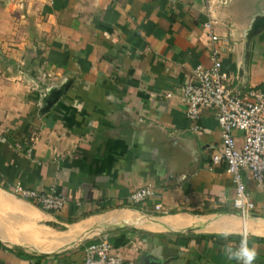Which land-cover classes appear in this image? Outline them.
Masks as SVG:
<instances>
[{
	"label": "crops",
	"instance_id": "crops-1",
	"mask_svg": "<svg viewBox=\"0 0 264 264\" xmlns=\"http://www.w3.org/2000/svg\"><path fill=\"white\" fill-rule=\"evenodd\" d=\"M222 1L0 0V264H82L102 234L125 264H239L245 235L264 264V193L245 177L256 208L234 207L216 112L194 122L182 100L211 18L233 86L264 84V0ZM18 183L69 203L44 210Z\"/></svg>",
	"mask_w": 264,
	"mask_h": 264
},
{
	"label": "built area",
	"instance_id": "built-area-1",
	"mask_svg": "<svg viewBox=\"0 0 264 264\" xmlns=\"http://www.w3.org/2000/svg\"><path fill=\"white\" fill-rule=\"evenodd\" d=\"M227 4V0L222 1ZM211 18L205 23L209 29L212 40L210 52L211 64L198 65L186 78L182 91V100L185 104L187 117L197 122L203 112L212 109L216 112L220 127L221 142L211 153L214 165H225L227 172L236 185L234 207L243 215H248L256 208V204L247 190L245 177L252 179L264 193V84L235 88L233 77L222 69L221 53L224 39L214 29ZM162 96L163 93H156ZM172 97L171 92L165 94ZM200 126L195 124L194 129ZM236 131L242 133L241 145L235 135ZM30 144V143H29ZM27 152H32L28 148ZM12 193L22 199L32 202L44 210L61 211L69 203L68 198L55 191L40 192L36 189L24 187L18 183ZM157 195L151 185L133 190L128 203H145ZM77 202L76 206H81ZM162 204H155V209L161 210ZM245 241L242 245L247 247ZM239 249V254L241 247ZM132 248L137 246L132 244ZM248 248V247H247ZM126 257L111 242L109 234H102L98 238L86 243L82 264H125ZM239 264H244L240 256Z\"/></svg>",
	"mask_w": 264,
	"mask_h": 264
},
{
	"label": "clouds",
	"instance_id": "clouds-1",
	"mask_svg": "<svg viewBox=\"0 0 264 264\" xmlns=\"http://www.w3.org/2000/svg\"><path fill=\"white\" fill-rule=\"evenodd\" d=\"M240 256L243 258L244 264H252V261L255 259V252L242 245Z\"/></svg>",
	"mask_w": 264,
	"mask_h": 264
},
{
	"label": "bare ground",
	"instance_id": "bare-ground-1",
	"mask_svg": "<svg viewBox=\"0 0 264 264\" xmlns=\"http://www.w3.org/2000/svg\"><path fill=\"white\" fill-rule=\"evenodd\" d=\"M244 228H245V230H248V224L246 225V226H244ZM45 236H48L47 234L45 235ZM76 235H74V237H75ZM85 236V235H84ZM64 249V248H63Z\"/></svg>",
	"mask_w": 264,
	"mask_h": 264
},
{
	"label": "rangeland",
	"instance_id": "rangeland-1",
	"mask_svg": "<svg viewBox=\"0 0 264 264\" xmlns=\"http://www.w3.org/2000/svg\"><path fill=\"white\" fill-rule=\"evenodd\" d=\"M85 241H86V240H85ZM85 241H83L82 243H80V245L83 244V243H85ZM80 245H79V246H80Z\"/></svg>",
	"mask_w": 264,
	"mask_h": 264
},
{
	"label": "water",
	"instance_id": "water-1",
	"mask_svg": "<svg viewBox=\"0 0 264 264\" xmlns=\"http://www.w3.org/2000/svg\"><path fill=\"white\" fill-rule=\"evenodd\" d=\"M49 106H47L46 108H48Z\"/></svg>",
	"mask_w": 264,
	"mask_h": 264
},
{
	"label": "trees",
	"instance_id": "trees-1",
	"mask_svg": "<svg viewBox=\"0 0 264 264\" xmlns=\"http://www.w3.org/2000/svg\"><path fill=\"white\" fill-rule=\"evenodd\" d=\"M114 244V243H113Z\"/></svg>",
	"mask_w": 264,
	"mask_h": 264
}]
</instances>
